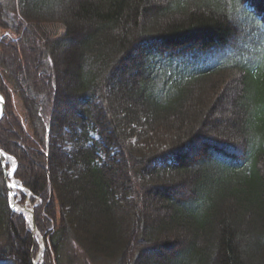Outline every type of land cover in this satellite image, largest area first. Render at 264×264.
<instances>
[{"label":"trees","instance_id":"16d2710c","mask_svg":"<svg viewBox=\"0 0 264 264\" xmlns=\"http://www.w3.org/2000/svg\"><path fill=\"white\" fill-rule=\"evenodd\" d=\"M0 94L43 264H264V0H0ZM35 245L0 160V264Z\"/></svg>","mask_w":264,"mask_h":264},{"label":"rangeland","instance_id":"374dc122","mask_svg":"<svg viewBox=\"0 0 264 264\" xmlns=\"http://www.w3.org/2000/svg\"><path fill=\"white\" fill-rule=\"evenodd\" d=\"M150 11H148V17H151V15H150ZM62 71L63 72H61L60 73V77L61 78H63V77H65V74H64V72L66 71H72L73 72V68H66L65 66L64 67H62ZM237 109H236V106H233L232 105V107H231V109H228V110H226V111H222V115H221V118L222 119H226V118H231V116H232V114H234L235 113V111H236ZM108 117H109V119H110V116L108 115ZM214 118H212L211 119V121H212V123L211 124H213L214 123ZM227 123V122H226ZM229 124L228 125H230V126H234L235 125V122H234V120H232V119H230V121L228 122ZM4 130L6 131V132H8V133H10V135L12 134V136H13V138L12 139H10V143L8 144L9 145V147H13L12 145H13V142H17V143H20V137H19V135H17V133H16V130L14 129V127H11V126H4ZM5 152V151H4ZM6 153V152H5ZM6 154H8V153H6ZM10 157L9 158H12L13 160H16V158L14 157V156H12V155H10V154H8ZM30 155V154H29ZM30 156H32V155H30ZM30 156H28L27 155V160H26V163H28V162H30V168H32V173L33 174H35V175H37V176H39L40 175V168H39V166H38V164L36 163V161L34 162V160H32V158L30 157ZM7 162H9L8 160H7ZM14 163H15V161H14ZM57 164V163H56ZM123 166V165H122ZM13 169H14V165H12L10 162L8 163V166H7V170H10L11 172L13 171ZM72 169V168H71ZM71 169H69V171H70V173H73V170H71ZM121 169V171L123 170L124 171V173L126 172V173H128V174H130V175H132L133 176V173H131L130 172V168H129V164L128 163H126L123 167H121L120 168ZM70 178V184H69V188L71 189V188H74L75 186H77V183L74 181V180H76V176H74V175H72V176H70L69 177ZM133 178L137 181V182H139V183H141L140 182V179L139 178H137V177H134L133 176ZM16 179V178H15ZM18 182H19V180L18 179H16ZM5 181H6V177H5ZM10 181V180H9ZM9 183V182H8ZM9 189V188H8ZM9 191V190H8ZM13 194H15V196H14V198H12V200H11V202H14L16 205H18V206H23V205H25V204H27L28 205V207L29 208H31L33 211H34V204L32 203V201H31V199L29 200L28 199V196H26L24 193H23V191H21V190H18L17 192H15V193H13ZM152 195H153V193L152 194H150V196L148 197V199H145L144 201H142L140 204H142L144 207H148V209H149V214L153 217V220H158V219H160L161 217H162V212H161V210H160V208L163 206L161 203H159V202H156V201H153L152 200ZM8 197H9V200L11 199V197H10V194H8ZM80 203H81V206H82V208H86V206H87V203H88V201L85 199V197L83 196V194H80ZM19 211V210H18ZM23 213V216L26 218V220L28 221V222H30V218L24 213V212H22ZM84 215H86L87 214V211H83L82 212ZM96 226V225H95ZM32 228V227H31ZM32 232H33V234H34V236H35V239H36V245H35V247H34V249L32 250V252H33V263H34V261H35V259L38 257V255L40 256V260H39V263L38 264H43L44 263V260H45V255H46V253H47V244H46V241H45V238H44V236L40 233V231L38 230V232L37 231H35V229H33L32 228ZM143 236H146L145 234L143 235ZM41 237H43V241H42V238ZM17 247L18 248H20L21 246L20 245H17ZM20 249H22V248H20Z\"/></svg>","mask_w":264,"mask_h":264},{"label":"bare ground","instance_id":"6f19581e","mask_svg":"<svg viewBox=\"0 0 264 264\" xmlns=\"http://www.w3.org/2000/svg\"><path fill=\"white\" fill-rule=\"evenodd\" d=\"M7 160L14 165V160L12 158L7 157ZM9 186L12 190L13 193L17 192L18 190H21V184L15 179L14 175L12 174V172L10 171L9 173ZM29 207H23V206H18L16 205V209L18 210H22V212H24L27 216H31V211L30 209H28ZM40 260V256L38 255V257L36 258V262L38 263Z\"/></svg>","mask_w":264,"mask_h":264},{"label":"water","instance_id":"95a60500","mask_svg":"<svg viewBox=\"0 0 264 264\" xmlns=\"http://www.w3.org/2000/svg\"><path fill=\"white\" fill-rule=\"evenodd\" d=\"M0 104H1V110H0V120H1L2 117H3V115H4V111H5V107H4V99H3V98H2V100H1V102H0ZM6 156H9V155L6 154L4 151H2V150L0 149V159H1V162H2V165H3L4 174H5L6 178H7L8 171H7L6 161H5ZM16 167H17V163H16V165H15V169H16ZM25 189H26V188H25ZM26 190H27V189H26ZM31 195H32V194L30 193L29 196H31ZM11 207H12L13 210L18 211V210L15 208L14 205H12ZM30 211H31V218H32L33 223H34V225H35L33 210L30 209ZM19 212H22V210H19Z\"/></svg>","mask_w":264,"mask_h":264}]
</instances>
